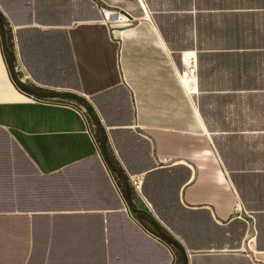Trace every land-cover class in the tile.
Returning <instances> with one entry per match:
<instances>
[{
    "label": "crops",
    "instance_id": "obj_1",
    "mask_svg": "<svg viewBox=\"0 0 264 264\" xmlns=\"http://www.w3.org/2000/svg\"><path fill=\"white\" fill-rule=\"evenodd\" d=\"M0 13L18 76L88 99L111 160L144 176L134 207L188 264H264V0H0ZM100 137L81 105L14 83L0 35V264H175Z\"/></svg>",
    "mask_w": 264,
    "mask_h": 264
},
{
    "label": "water",
    "instance_id": "obj_2",
    "mask_svg": "<svg viewBox=\"0 0 264 264\" xmlns=\"http://www.w3.org/2000/svg\"><path fill=\"white\" fill-rule=\"evenodd\" d=\"M0 35L2 38V46H3L4 53H5V57L9 65V70L11 72V76H12L14 83L19 88L26 91L30 96L41 98V99L71 100V101L79 103L84 108L89 118L101 130L100 146H101V152L105 158L106 163L109 165L112 171H114L115 173H117L123 178L124 196H125L127 204L130 207L131 211H133L134 213L144 214L150 220L151 224L153 225L155 231L160 236V238L166 241L169 245L176 247L182 255L183 264H188L189 263V252L185 244L183 243V241L174 233L165 231L161 226L162 223L155 217V215L152 212L146 209H139V208L134 207L132 203V198H131L129 177L120 165L114 163L111 160L109 153H108V149H107V132L105 130L104 125L101 123L100 118L95 113L91 103L88 101V99H86L82 95H79L77 93H73L70 91L39 90L33 87L32 85L24 82L18 76L16 72L13 53L7 42V31L5 27L4 18L1 15V13H0Z\"/></svg>",
    "mask_w": 264,
    "mask_h": 264
},
{
    "label": "built area",
    "instance_id": "obj_3",
    "mask_svg": "<svg viewBox=\"0 0 264 264\" xmlns=\"http://www.w3.org/2000/svg\"><path fill=\"white\" fill-rule=\"evenodd\" d=\"M98 144L100 148V143ZM128 177H129L130 187L134 190V192L142 193V185L144 182V176L142 174H133V175L128 174ZM157 236L160 237L158 234Z\"/></svg>",
    "mask_w": 264,
    "mask_h": 264
},
{
    "label": "rangeland",
    "instance_id": "obj_4",
    "mask_svg": "<svg viewBox=\"0 0 264 264\" xmlns=\"http://www.w3.org/2000/svg\"><path fill=\"white\" fill-rule=\"evenodd\" d=\"M74 103H76V104H78V105L80 106L79 103H77V102H74ZM82 108H83V107H82ZM151 227H152L153 231H155L153 225H151ZM155 232H156V231H155ZM173 247H174V246H173ZM174 248H175V251H176L175 264H183V258H182L181 253L179 252V250H178L176 247H174Z\"/></svg>",
    "mask_w": 264,
    "mask_h": 264
},
{
    "label": "trees",
    "instance_id": "obj_5",
    "mask_svg": "<svg viewBox=\"0 0 264 264\" xmlns=\"http://www.w3.org/2000/svg\"><path fill=\"white\" fill-rule=\"evenodd\" d=\"M144 182H145V179H144ZM144 182H143V185H142V192H143ZM131 190L134 191L132 188H131ZM157 213L159 214L161 220L167 224L166 219H165L162 215H160L159 212H157ZM161 226H162V228H163L165 231H167V232H172L168 227H166V225L161 224Z\"/></svg>",
    "mask_w": 264,
    "mask_h": 264
}]
</instances>
